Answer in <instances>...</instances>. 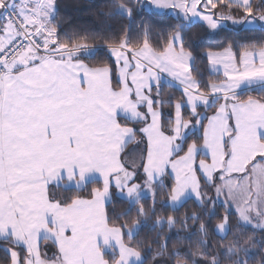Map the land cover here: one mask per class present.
<instances>
[{"label":"snow or ice","instance_id":"1","mask_svg":"<svg viewBox=\"0 0 264 264\" xmlns=\"http://www.w3.org/2000/svg\"><path fill=\"white\" fill-rule=\"evenodd\" d=\"M62 7L0 0V264H264V0Z\"/></svg>","mask_w":264,"mask_h":264},{"label":"trees","instance_id":"2","mask_svg":"<svg viewBox=\"0 0 264 264\" xmlns=\"http://www.w3.org/2000/svg\"><path fill=\"white\" fill-rule=\"evenodd\" d=\"M107 0H61L62 7L61 14L69 19V23L72 26H80L85 29H95L99 27V25L103 22L104 18L100 16L99 10L106 4ZM149 19H153V22L156 23H167L169 20L168 16L164 15H156L155 17L149 16ZM221 37L211 36L208 34V39L199 46V62L201 65L202 70L205 71L206 76H210L211 79L215 80L216 76L211 74V71L208 68V61L203 56V52L207 48H215L216 44L218 43ZM222 78V77H221ZM178 95V89L174 88L171 89ZM255 95L256 93H251ZM85 194H87L85 192ZM124 207H127L126 204H122L117 201V208L118 210H122ZM195 203L193 201H189L184 208L180 210L182 213L187 209H194ZM178 214V213H177ZM249 234L252 235V230L248 229ZM148 238L149 242H151L150 236H148L147 230L142 231L139 239ZM147 258V253L145 254ZM151 264V261H149Z\"/></svg>","mask_w":264,"mask_h":264},{"label":"rangeland","instance_id":"3","mask_svg":"<svg viewBox=\"0 0 264 264\" xmlns=\"http://www.w3.org/2000/svg\"><path fill=\"white\" fill-rule=\"evenodd\" d=\"M210 34H211V33H210ZM211 36H214V34H211ZM249 229L252 230L251 228H249ZM252 233H253V231H252ZM255 234H256V235H259L260 233H259V231L257 230Z\"/></svg>","mask_w":264,"mask_h":264},{"label":"crops","instance_id":"4","mask_svg":"<svg viewBox=\"0 0 264 264\" xmlns=\"http://www.w3.org/2000/svg\"><path fill=\"white\" fill-rule=\"evenodd\" d=\"M130 148H132L133 146L132 145H129Z\"/></svg>","mask_w":264,"mask_h":264}]
</instances>
